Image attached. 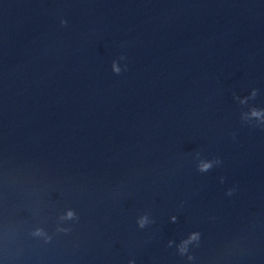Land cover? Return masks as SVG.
<instances>
[{
  "label": "water",
  "instance_id": "water-1",
  "mask_svg": "<svg viewBox=\"0 0 264 264\" xmlns=\"http://www.w3.org/2000/svg\"><path fill=\"white\" fill-rule=\"evenodd\" d=\"M0 264H264V0H0Z\"/></svg>",
  "mask_w": 264,
  "mask_h": 264
},
{
  "label": "clouds",
  "instance_id": "clouds-1",
  "mask_svg": "<svg viewBox=\"0 0 264 264\" xmlns=\"http://www.w3.org/2000/svg\"><path fill=\"white\" fill-rule=\"evenodd\" d=\"M121 59H124V57H121ZM113 70L116 74H120V72H121V69L117 68L115 64H113ZM253 115L255 116V115H257V113L254 111ZM210 167H211L210 164H205V165H203V167L200 170L201 171H207ZM229 194H231V193H229ZM68 218H72V213H68ZM140 226L143 227V221L141 222ZM192 238L195 239L196 237L193 236Z\"/></svg>",
  "mask_w": 264,
  "mask_h": 264
}]
</instances>
